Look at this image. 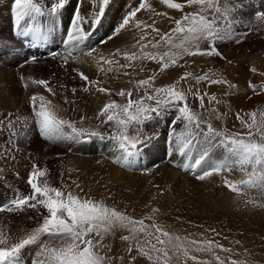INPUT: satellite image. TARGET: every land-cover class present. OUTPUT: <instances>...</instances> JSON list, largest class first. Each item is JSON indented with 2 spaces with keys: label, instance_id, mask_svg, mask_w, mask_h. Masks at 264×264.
I'll list each match as a JSON object with an SVG mask.
<instances>
[{
  "label": "bare ground",
  "instance_id": "bare-ground-1",
  "mask_svg": "<svg viewBox=\"0 0 264 264\" xmlns=\"http://www.w3.org/2000/svg\"><path fill=\"white\" fill-rule=\"evenodd\" d=\"M235 1L237 11L233 14L234 18L232 17L230 25L227 26L231 28V35L216 45L220 53L211 55L214 64L219 65L220 74L224 80L228 81L227 84L220 86L221 88L216 84L219 87L218 94H225L226 91V98L221 102L218 113L226 111V107L228 112L232 107L239 110L253 107L264 97L262 95L264 93V16L261 15L264 13V0ZM36 2L40 5L41 11L33 12L25 17L21 22V28L28 29L32 26L44 31L46 41L41 47L35 45L30 35L25 38L18 34L13 13L14 0H0V119L8 113H13L14 117L29 116L31 96L44 95L62 110L61 115L64 118L75 122L78 127L112 136L118 131L115 122L101 123L97 114L109 100L124 103L126 97L116 95L121 88L126 91L132 89L135 99L143 96L144 92L136 89L135 83L144 71L139 68L141 67L139 63L132 62L133 68L119 69L113 65L112 72H100L95 59L96 53L88 56L85 52H74L73 55L79 58L69 60L67 65H64L59 58L52 59L49 53L64 50L63 42L66 39V32L77 9L87 18L89 13L98 11V7L93 6L92 0H67L64 8L53 13L51 6L58 0H36ZM148 2L158 6L161 13H165L166 10L169 11L167 13L172 11L162 3V0H148ZM138 3L139 0H110L101 25L93 31L87 46L98 47L105 57H109V54L116 49H121V52L128 50L134 38L140 37L143 31L149 32V30H125L114 40L108 41L106 45L100 42L112 33L113 28L122 21L127 11L131 7L138 6ZM142 14L138 13L137 17L146 21ZM170 20L163 18L160 25L167 27L170 25ZM86 30H88L87 26ZM137 40L139 39H135ZM32 56L38 58L37 62L26 63ZM111 58L119 60L120 64L129 63L122 55ZM49 66L52 68L50 69ZM156 67L158 68H155V75L164 74L159 66ZM251 69H255V72ZM124 71H127L129 75L124 76ZM79 72L88 75L90 80L100 81L99 86L109 88L112 95L96 92L94 88H91L89 92L80 90L84 82L80 79ZM245 77L259 80L261 88H257L256 85L257 87L253 90L249 84H246L247 79L244 82ZM30 78L48 79L56 95L47 92L41 85L33 84ZM25 83L28 84L27 88L23 86ZM61 85L66 88H61ZM72 87L78 89L75 96L68 90ZM64 96L75 103L64 104ZM176 114L175 108H169L162 114H152L153 118L143 123L140 128L141 134H146L153 139L147 151L141 149L142 154L132 158L135 161L132 167L116 163V158L121 154L116 141L100 140L96 137L87 142L82 140L76 143L70 140L49 141L40 134L31 120L23 129L21 121L16 123L13 129L17 131V137L11 146L19 149L14 151L18 161L13 167L19 173L28 176L33 163L39 164L48 170L47 179L53 186L63 184L68 190L81 197L102 200L109 207H115L135 220L143 219L146 225L161 226L172 236L201 242L210 240L231 249L229 253L249 261L248 263L263 261L264 183L242 184L241 182L247 180L253 171L258 174L264 171V168L258 165L252 167L246 165L243 171L237 167L232 171L223 170L213 173L204 181L198 180L196 176L203 170H208L211 162L222 159L229 153L224 148H209L208 163H205L202 168L185 169L182 165L189 161L178 151L173 150V143L174 137L180 132L187 134L186 130L179 122L174 125L167 124ZM82 116L85 120L81 123ZM66 131L71 130L66 128ZM8 133L9 130L6 128L0 131V148L7 143ZM129 135H136V133L130 130ZM201 147L202 144L193 145L192 163L197 158ZM11 153L6 154L0 151V157H2L0 160L1 204H7L17 193L24 195L31 192L28 183L21 182L15 176L17 171L12 172L13 175L9 173ZM226 180L235 183L237 190L228 188L225 184ZM38 222L39 215L36 210L0 212V231L9 236V243L16 239L15 236L20 230L37 226ZM117 229L115 231L119 232L117 234L121 240L119 245L122 250L128 252L129 245H134L135 242L122 240V236L130 235V233L127 229L119 227ZM149 230L155 233L154 228ZM183 232L187 236L185 234L184 236ZM112 235H114L113 231ZM43 239L47 243L50 241L54 245L59 244V241L49 240L48 237ZM137 239L146 248L150 247L146 240L150 239L151 243H156L154 237H146L144 233H138ZM161 239L167 238L161 236ZM119 245L116 246L112 241L114 250L109 251L107 255L119 254V250L116 249ZM36 246L31 245L22 251L24 264L26 259H31ZM158 246L160 245L157 244ZM184 247L189 250L188 259L191 256H196L198 260L209 258L208 252L195 251L196 245H190L184 241ZM169 249L173 250L170 246ZM217 249L219 251V248ZM129 256L127 259L136 256L135 264H151L152 262L146 256L138 255L135 247ZM176 258L180 257L176 256ZM27 262L30 264V261Z\"/></svg>",
  "mask_w": 264,
  "mask_h": 264
},
{
  "label": "snow or ice",
  "instance_id": "snow-or-ice-1",
  "mask_svg": "<svg viewBox=\"0 0 264 264\" xmlns=\"http://www.w3.org/2000/svg\"><path fill=\"white\" fill-rule=\"evenodd\" d=\"M66 3L67 0H58L57 3L51 6V12L57 13L65 7ZM92 3L94 7H98V11H93L86 18L77 9L66 32V39L63 42L64 50L62 52L52 51L49 56L54 60L59 58L64 65H67L69 60L79 58L73 55L74 52H85L88 56H93L96 53L97 66L99 71L104 73L112 72L113 65L119 69H128L134 67L132 62L144 60L160 63V71L162 72L176 65L179 59L187 55L217 54L214 48L215 41L224 40L231 35V28L218 27L217 20L234 18L233 14L237 11L235 0L232 3L224 0L223 6H221L220 0H186L187 5H198L200 10L185 13L181 19L175 20L176 26L171 30V33L160 35V40L152 47H158L161 42L168 45L169 51L161 54L159 52L144 51L146 45L141 41L149 33L143 30L151 28L157 34L160 33V30L155 27V20L149 24L137 17V14L142 10L155 11L148 0H139L138 6L131 7L123 16L122 21L113 28L112 33L100 43L106 45L108 41L114 40L125 30H141L143 34L137 40L140 51L125 50L121 52V49H116L115 52L109 54V57H105L98 47H88L87 41L93 31L101 25L110 0H92ZM162 3L170 9L183 10L185 7L184 3L176 2V0H162ZM209 10H211V18L208 15ZM40 11L41 7L36 0H14L13 13L19 35L27 38L29 30L27 28L22 29L21 22L33 12L39 13ZM155 15L167 14L157 12ZM261 15L264 16V13ZM86 26L88 30H86ZM172 33L183 34V38L179 43H174ZM204 40L212 42L213 46L210 51L200 50L199 43ZM137 45H133V47ZM172 49H175V51ZM192 49H195V51H192ZM118 55H122L129 63L120 64L119 60L111 58ZM37 59L36 56H32L26 63H36ZM251 70L255 72V69ZM78 75L84 82L80 89L83 92H89L91 88H94L96 92L112 95L109 88L99 86L100 81L90 80L89 76L83 72H79ZM123 75L128 76L129 73L124 71ZM191 75V73L186 72L181 80H186ZM155 79L156 76L152 75L135 83L136 89H144V95L140 96L139 99L132 98V89L126 91L121 88L116 95L127 97L126 103L120 104L115 100H109L103 105L97 114V118L101 120V123L115 122L118 131L112 136H105L98 131L78 127L75 122L64 118L61 115L62 110L53 104L51 100L44 95L33 94L30 98L31 114L29 116L17 115L14 117L13 113H8L3 119H0V131H4L5 128L9 130L8 141L3 148H0V151L6 154L18 151V147L13 148L11 146L17 137V131H13L14 126L22 121V129L26 128L29 120H31L40 134L49 141L70 140L76 143L82 140L87 142L93 137L100 140L116 141L121 153L116 158V163H122L125 167H132L135 162L132 158L141 155V149L147 151L153 139V137L146 134H141L140 128L143 123L151 120L153 113L162 114L169 108H175L177 114L174 120L182 125L187 134L180 132L174 137L173 150L178 151L181 156L186 157L189 161L182 165L185 169L202 168L205 163H208L210 160L209 148H224L229 153L222 159L211 162L208 170H203L196 176L198 180L204 181L213 173H219L223 170L232 171L237 167L243 171L246 165H258L264 168V113L257 120V113L253 111L250 114L251 123L242 121L248 129V132L244 135L218 131L211 122L202 120L199 112L193 111L189 106L185 91L179 90L176 84L153 87ZM195 79L198 82L208 80L211 85L228 83L223 79H210L208 75L198 76ZM31 82L43 86L47 92L56 95L54 89L50 87L48 79H31ZM23 86L27 88L28 84L25 83ZM249 86L253 90L256 88V85L251 82H249ZM61 88H66V86L61 85ZM149 88L152 89L151 93L148 91ZM68 90L73 96L78 92L77 87ZM194 95L199 100V107L203 109L205 107L204 95H199V93ZM205 95L207 94L205 93ZM63 99L66 105L75 103L69 100L67 96H64ZM212 100H216V97L212 96ZM147 102H154V104ZM211 111H215V109ZM84 119L85 117L82 116L81 123ZM217 119H219V115ZM237 119H242L239 114H237ZM66 128L71 131L67 132ZM130 130L135 132L136 135H129ZM256 137H259V140ZM194 144H202V147L194 163H192L191 152ZM11 158L14 160L15 156ZM47 176L48 170L46 168L33 163L27 180L31 192L24 195L17 193L7 204L0 205V212L14 213L32 209L36 210L39 215L37 226L26 234L17 237L15 242L9 243V236L0 231V264H24L22 251L31 245H37L40 249L39 257L33 264H112L113 258L104 251L105 249L110 251L109 246L104 244L103 241L116 227L127 229L130 233V235L122 236V240L135 242L134 245H129V253L135 247L137 254L146 256L149 261H155L156 264H169L171 257L169 256L168 247L170 246L177 252L182 250L183 256L189 258V250L184 247L186 237L172 236L157 224L146 225L143 219L134 220L115 207H109L102 200L96 201L73 193L68 190L66 185L53 186L49 183ZM241 183H264V171L258 174L253 171L249 174V178ZM225 184L228 188L234 191L237 190L235 183L226 180ZM41 209L45 211L41 212ZM148 218L151 219V217ZM149 228H154L155 233L150 231ZM138 233H144L146 237H154L156 243H151L150 239L146 240L145 242L150 245L146 248L137 239ZM161 236L167 239H161ZM44 237L59 241V244L50 246L45 242ZM187 243L196 245L195 251L197 252L212 253L219 264H224V261L220 256L215 255L213 249L220 248L224 252L231 251V249L214 244L210 240L203 242L191 240ZM157 244L162 247H157ZM153 253L155 254L153 255ZM135 259L136 256H133L132 260ZM190 259L197 261L196 256H191ZM198 264H208V262L198 261ZM231 264H237V261L233 260Z\"/></svg>",
  "mask_w": 264,
  "mask_h": 264
},
{
  "label": "rangeland",
  "instance_id": "rangeland-1",
  "mask_svg": "<svg viewBox=\"0 0 264 264\" xmlns=\"http://www.w3.org/2000/svg\"><path fill=\"white\" fill-rule=\"evenodd\" d=\"M176 2L184 3L185 4L184 9L183 10H176V9L173 10L172 9V11H174V12L171 11L170 13H167L169 11L166 10L165 13H167L168 16L167 15H161V16L155 15L156 12L161 13V11H160L161 9L158 6H156V5L155 6L152 5V7L154 6L153 9L156 10V11H154L152 13L149 12V11H144V10L141 11V13H143L142 17L149 24L152 23L153 19L155 20L157 18L155 20V27L160 29V33L159 34L153 32L151 30V28L148 29L149 30V32H148L149 35L146 36L143 41H141V43L146 45V47L144 48V51H147V52H159L161 54H163L164 52L169 51V46L164 44L163 42H161L160 45L158 47H155V48L152 47V45L156 44L157 41L160 40V35H163L164 33H171V30L173 28H175V26H176L175 25V20L181 19L185 13H191V12H196V11L200 10V7L198 5H187L186 4V0H176ZM220 2H221V6H223L224 0H220ZM228 2L232 3L233 0H229ZM91 13H89L88 16ZM208 15H209V18H211V10H209ZM163 18H166L167 20H170L172 18L170 20V25L171 26L170 25L167 26V27L161 26L160 23L163 20ZM231 21H232V17H229L228 19H224V20L218 19L217 20V26L218 27H227L228 25H230ZM172 35L174 36V43H179L180 40L183 38V34L172 33ZM135 39H140V37L134 38L133 42L135 41ZM149 41H151V43H149ZM222 41L223 40L215 41L214 48L216 50V53H220L219 47H216V45H219L220 42H222ZM133 42H132V44L129 45L128 51L139 52L140 48H139V45H137V41H135L134 43ZM133 45H137V46L133 47ZM212 46H213L212 42L207 41V40L200 41V43H199V48H200L201 51H210ZM172 50L175 51V49H172ZM192 51H195V49H192ZM248 53H250V52H248ZM134 63H139V65L141 66L139 68H142L143 71H144L143 74H141L140 77L137 78V81H138V79L139 80L140 79H147L148 77H150L152 75H155L156 74V72H155L156 69L155 68H158L156 66H159V68L161 67L160 63H158L156 61H152V60L135 61ZM146 66H147V68H146ZM148 67H149V69H148ZM215 67H217V68H215ZM49 68L51 69L52 66L51 67L49 66ZM145 68L147 69V71H146ZM186 72H189L192 75L190 77H188L186 80H181V77L184 76V74ZM203 73H204V75L206 74V75L210 76L209 77L210 79H218L219 78V79H223L224 80V77L222 76V74H220L219 65L216 66L214 64V62L211 60V55H187V56H184L182 59H179L178 63L176 65L171 66L168 69H165L164 70V74H160L158 76L155 75L157 77H156V79L154 81L153 87H164V86H168V85H171V84H176V86H177V88L179 90L185 91V93L188 96L189 106L193 109V111L199 112L201 114V119L202 120H207V121L211 122L213 124V127L215 129H217L218 131H225V132L231 133V134H236V133H239V134H242V135L246 134L248 132V129L246 128L245 124L242 121H247L248 123H251V115L250 114L253 111H255L257 113V120H259L261 118V114L264 113V97H263V100L260 103L256 104L253 107L250 106V107H248L246 109H240V110L237 109L236 107L235 108L232 107L231 111H229V112H228V108L226 107V111L218 113L217 110H219L221 108V106H220L221 102L224 100V98H226L225 97L226 96V91H225V94L223 92H222L223 94H221V93L218 94V92H219L218 88L220 86L222 87L223 84H218L219 85V87H218V85H216V84L215 85H211L208 80H201V81L198 82L195 78L198 77V76H204ZM211 75H213V76H211ZM216 75H218V76H216ZM162 78H164V79H162ZM243 80H244V82L245 81L248 82L246 84H249V82L254 83L255 85L258 86V87L257 86L256 87L259 88V89L262 86L260 84V82H258L259 80H255V79H253L251 77H245V78H243ZM189 89H191V91H189ZM141 90H142V92H144L143 88H141ZM148 91H149V93H151L152 89L149 88ZM195 93H199V95H204V97H205L204 98L205 107L203 109H201L199 107V100H198L197 96L194 95ZM205 93L207 95H205ZM218 95L220 96L219 98H218ZM262 95L264 96V93ZM212 96H215L216 100H212ZM132 98L135 99L134 96H132ZM220 98H222V99L220 100ZM136 99H139V98H136ZM125 102H127V97L124 99V103ZM147 103L154 104V102H147ZM212 109H215V111H211ZM237 114H239V116L242 119H237ZM218 115H219V119H217ZM172 119L173 120H171V122L170 121L167 122V124H173L174 125L176 123V121L174 120V117ZM256 139L259 140V137H256ZM15 155L17 156L16 153L12 152L10 154V157H9L10 161H11V164L9 163V167L10 166L11 167L10 168L7 167V168L9 169V173L11 175L14 174V173L12 174V172H16L17 171L14 167H15V163H17V161H18V158L15 157V161L13 159L11 160V157L15 156ZM1 158L2 157H0V160H1ZM252 166L253 165H251V167ZM180 168H181V166H180ZM15 176H17L21 180V182L24 181L23 183H27L29 174H28V176H24L22 173H19V171H17V173H15ZM23 176H24V178H23ZM22 178H23V180H22ZM1 205H3V204H1ZM35 227L36 226L28 227V228H25V230L24 229L22 231L20 230V232L17 231L18 233H17V235L15 234L16 235L15 237L17 238L19 236H22V235L26 234L27 232H29L30 230H32L33 228H35ZM115 229H117V227L113 229V234L114 235H112V233L108 234L105 237L104 241H103L104 244L110 246L109 247L110 251L114 250V247L112 246V241L115 242L116 246L119 245V242L121 241L119 239L118 234H117L119 232H116ZM117 230L120 231L119 229H117ZM120 233H121V231H120ZM184 234L187 236V234L185 232H183V235ZM13 240H14L13 242H15V239H13ZM184 241L187 242V241H191V240L189 238H187V240H184ZM45 242H46V240H45ZM48 242H49L48 244L50 246H52V245L53 246H57V245H54L50 241H48ZM254 245H256V244H254ZM27 247H29V246H27ZM119 247L116 248V249L119 250L120 256H119V254L116 255L115 253H114V255L109 254V256H111L113 258L112 264H135L136 261L132 260V258L127 259V257L128 258L130 257L129 255L131 253L125 252V250H122L120 245H119ZM158 247H162V246L160 245ZM39 250H40L39 246H36L35 251L33 253V256H31L30 260L26 259V263L25 264H28L27 261H30V264H33V262L36 260L35 258L38 259V257H39ZM104 251L105 252L107 251V253L109 252L108 249H105ZM168 251L170 253L169 256L171 257V260L169 261V264H198V261H207L208 264H219V261H217L215 259V256L212 253H209V258L205 257V259L203 258V259H199V260L197 259V261H193L192 259L185 258L183 256V253L181 252L182 250L180 252L176 251L177 252L176 256L180 257L178 259L175 256V249H173V250L169 249ZM213 251H214L215 255H218V256L221 257V259L224 261V264H231V261H233V260L237 261V264H264V260L261 261V262L260 261H256V262L254 261L253 263H248L249 261H246V260H244L242 258L235 257V256H233L232 253L224 252L220 248H219V251H218L217 248H214ZM120 257L122 259H120ZM243 261H245V262L243 263ZM151 264H156V262L152 261Z\"/></svg>",
  "mask_w": 264,
  "mask_h": 264
}]
</instances>
